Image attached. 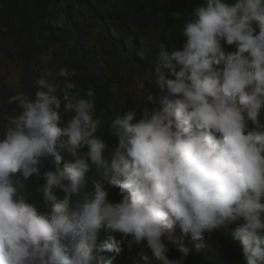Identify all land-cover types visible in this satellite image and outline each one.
Segmentation results:
<instances>
[{
	"label": "clouds",
	"instance_id": "9594fccd",
	"mask_svg": "<svg viewBox=\"0 0 264 264\" xmlns=\"http://www.w3.org/2000/svg\"><path fill=\"white\" fill-rule=\"evenodd\" d=\"M185 21L182 47L134 77L137 107L107 123L118 137L110 157L95 91L73 92L74 69L45 72L34 98L9 99L21 111L0 134V264H114L124 245L143 264H186L189 236L199 250L230 225L244 264H264V0H202ZM49 157L55 167L42 172ZM33 174L45 181L43 210L26 198ZM177 228L181 255L169 258Z\"/></svg>",
	"mask_w": 264,
	"mask_h": 264
},
{
	"label": "trees",
	"instance_id": "16d2710c",
	"mask_svg": "<svg viewBox=\"0 0 264 264\" xmlns=\"http://www.w3.org/2000/svg\"><path fill=\"white\" fill-rule=\"evenodd\" d=\"M200 3L202 0H0V58L12 59L21 67L17 88H9L0 78V134L8 125L7 118L21 111L15 102H8L11 97L23 92L34 98L36 79L48 71L55 77L61 67H69L76 72L71 77L77 84L74 93L84 95L89 87L95 91L97 116L104 121L98 135L107 144L105 156L110 157L118 146V137L111 134L107 123L137 107L144 94L135 88L134 77L143 75L161 50L170 54L173 47H182L185 37L181 29L190 11ZM224 47L235 50L234 45ZM165 59L170 68L178 70L175 61L167 56ZM166 71L174 78L169 69ZM56 79L62 82L64 78ZM124 81L131 82L130 87L122 88ZM147 86L159 93L154 85ZM164 94L171 99L167 91ZM58 95L62 97L63 91ZM144 107L151 112L154 105L146 103L138 111ZM70 115L66 114L65 119ZM41 164L42 172L55 167L50 157L42 158ZM87 176V187L91 188V179L99 178L95 166ZM44 183L43 176L35 174L26 181V198L41 210ZM106 187L109 200L120 201L119 188ZM56 192L63 197L61 190ZM234 227L206 233L204 247L199 250L194 247L199 241L192 242L189 236L184 242L191 249L186 264H244L242 246L231 235ZM108 235L105 229L99 230L98 242ZM115 235L120 238L121 234ZM166 236L169 258H178L179 229ZM138 251V247L129 250L124 245L114 264L140 261ZM102 255L107 259L112 253Z\"/></svg>",
	"mask_w": 264,
	"mask_h": 264
},
{
	"label": "rangeland",
	"instance_id": "374dc122",
	"mask_svg": "<svg viewBox=\"0 0 264 264\" xmlns=\"http://www.w3.org/2000/svg\"><path fill=\"white\" fill-rule=\"evenodd\" d=\"M0 78L9 88H17L20 86L21 67L12 59L1 60L0 58ZM131 82L124 81L120 84L122 88H128Z\"/></svg>",
	"mask_w": 264,
	"mask_h": 264
}]
</instances>
